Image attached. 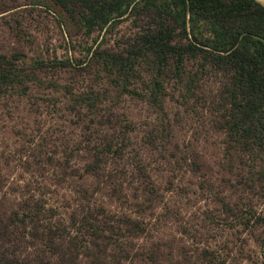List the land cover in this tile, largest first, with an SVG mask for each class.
<instances>
[{"label": "rangeland", "instance_id": "rangeland-1", "mask_svg": "<svg viewBox=\"0 0 264 264\" xmlns=\"http://www.w3.org/2000/svg\"><path fill=\"white\" fill-rule=\"evenodd\" d=\"M146 24L128 13L101 27L87 13L64 10L59 0H0V55L26 56L19 89L0 92V201L18 202L39 190L37 197L60 207L66 219L75 198L69 190L94 186L81 179L92 141L117 134L123 157L111 162L116 179L125 178L129 189L159 190L137 246L155 248L160 264L200 263L196 250L202 248L219 252L225 264H264L262 229L246 224L264 212V145L241 156L225 149L227 75L201 70L195 60L174 74L170 59L160 81L152 56L139 57L141 78L129 89L145 93V84L162 82L161 113L123 92L111 69L91 57L98 50L125 54ZM40 61L46 66L32 64ZM212 193L224 197L228 212ZM182 247L188 254L179 257Z\"/></svg>", "mask_w": 264, "mask_h": 264}, {"label": "trees", "instance_id": "trees-1", "mask_svg": "<svg viewBox=\"0 0 264 264\" xmlns=\"http://www.w3.org/2000/svg\"><path fill=\"white\" fill-rule=\"evenodd\" d=\"M64 10L88 14L101 27L112 19L134 14L147 20L135 34L125 54L93 51L121 83L123 92L146 99L164 113L161 77L171 59L172 72L179 74L187 61L195 60L201 70L212 67L227 75L225 86V134L229 148L239 156L264 145V6L256 0H59ZM151 55L160 81L145 84V93L129 86L141 78L136 60ZM26 56L0 55V92L18 88L26 75L21 69ZM68 61H57L63 66ZM43 68V61L32 63ZM34 75V74H33ZM35 77V76H34ZM25 93V91H22ZM83 103L89 98L81 96ZM94 106V104H92ZM114 130V129H113ZM100 135L105 138L100 140ZM116 136V138H115ZM89 158L82 164L84 181L93 187L71 188L73 203L66 219L60 207L37 196L18 202L0 201V264H160L155 248L137 246L148 232L146 214L155 209L158 189L124 186L117 180L111 162L123 157L119 135L97 134ZM82 152H79L81 154ZM70 154H66L68 156ZM64 155H62L63 157ZM30 167L28 159L25 163ZM44 171V170H43ZM133 172V169H132ZM129 191V192H128ZM154 195L156 197H154ZM221 211L230 205L220 193H212ZM162 200V197H159ZM262 229L264 212L246 220ZM179 248V257L188 253ZM199 262L225 264L212 248L196 250Z\"/></svg>", "mask_w": 264, "mask_h": 264}, {"label": "water", "instance_id": "water-1", "mask_svg": "<svg viewBox=\"0 0 264 264\" xmlns=\"http://www.w3.org/2000/svg\"><path fill=\"white\" fill-rule=\"evenodd\" d=\"M259 1L264 6V0H256Z\"/></svg>", "mask_w": 264, "mask_h": 264}]
</instances>
